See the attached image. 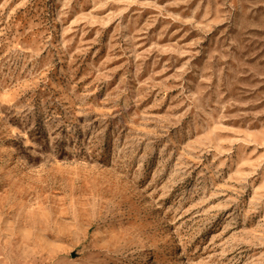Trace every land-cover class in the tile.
<instances>
[{
    "label": "rangeland",
    "instance_id": "374dc122",
    "mask_svg": "<svg viewBox=\"0 0 264 264\" xmlns=\"http://www.w3.org/2000/svg\"><path fill=\"white\" fill-rule=\"evenodd\" d=\"M0 264H264V0H0Z\"/></svg>",
    "mask_w": 264,
    "mask_h": 264
},
{
    "label": "bare ground",
    "instance_id": "6f19581e",
    "mask_svg": "<svg viewBox=\"0 0 264 264\" xmlns=\"http://www.w3.org/2000/svg\"><path fill=\"white\" fill-rule=\"evenodd\" d=\"M148 257H150V252H148ZM148 261L150 262V259H148Z\"/></svg>",
    "mask_w": 264,
    "mask_h": 264
}]
</instances>
